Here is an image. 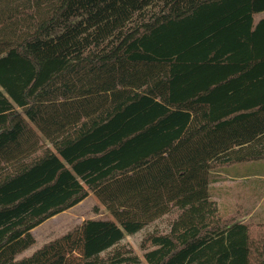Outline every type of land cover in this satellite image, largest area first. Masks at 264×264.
<instances>
[{
  "label": "trees",
  "instance_id": "trees-1",
  "mask_svg": "<svg viewBox=\"0 0 264 264\" xmlns=\"http://www.w3.org/2000/svg\"><path fill=\"white\" fill-rule=\"evenodd\" d=\"M264 0H0V264H264L220 214L224 166L264 160ZM92 192L89 218L27 256Z\"/></svg>",
  "mask_w": 264,
  "mask_h": 264
},
{
  "label": "rangeland",
  "instance_id": "rangeland-1",
  "mask_svg": "<svg viewBox=\"0 0 264 264\" xmlns=\"http://www.w3.org/2000/svg\"><path fill=\"white\" fill-rule=\"evenodd\" d=\"M214 172L216 182L211 184L210 193L218 205L220 214L226 219L249 223L251 233L256 235L259 228L264 225V160L226 165ZM178 211V208L170 207L162 217L148 220L137 232L126 234L118 247L131 249L133 254L147 264L143 254L152 247L145 250L142 246L144 239L150 234L168 232ZM89 218H109L117 222L89 191L87 197L75 206L33 228L35 243L26 249L24 256Z\"/></svg>",
  "mask_w": 264,
  "mask_h": 264
},
{
  "label": "crops",
  "instance_id": "crops-1",
  "mask_svg": "<svg viewBox=\"0 0 264 264\" xmlns=\"http://www.w3.org/2000/svg\"><path fill=\"white\" fill-rule=\"evenodd\" d=\"M264 11L263 12H261V13H258V14H256L254 17H255V19H256V21L257 20H259V19H261V18H264ZM256 16H259L260 18H257ZM246 163H248V162H246ZM216 182V181H215ZM215 182H213V183H215ZM32 232V231H31ZM26 251V250H25ZM24 251V252H25ZM24 252H22L20 255H18V257H21V256H24ZM23 254V255H22Z\"/></svg>",
  "mask_w": 264,
  "mask_h": 264
}]
</instances>
